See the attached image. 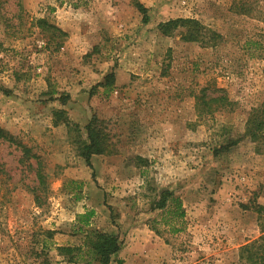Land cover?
<instances>
[{
    "label": "rangeland",
    "instance_id": "1",
    "mask_svg": "<svg viewBox=\"0 0 264 264\" xmlns=\"http://www.w3.org/2000/svg\"><path fill=\"white\" fill-rule=\"evenodd\" d=\"M175 18L221 37L163 34ZM220 94L230 107H197ZM263 103L264 0H0V126L12 138H0V264H97L93 230L118 233L123 247L147 243L149 264H248L241 246L264 233V141L246 130ZM94 115L111 151L89 165L77 140ZM18 143L41 161L46 187L35 189ZM165 188L184 217L152 208ZM59 241L82 251L61 254Z\"/></svg>",
    "mask_w": 264,
    "mask_h": 264
},
{
    "label": "trees",
    "instance_id": "2",
    "mask_svg": "<svg viewBox=\"0 0 264 264\" xmlns=\"http://www.w3.org/2000/svg\"><path fill=\"white\" fill-rule=\"evenodd\" d=\"M136 6L142 13L143 20L147 22L149 19L148 8L140 2H137ZM37 23L43 28L46 26H52L60 33L65 34L63 30L57 28L54 24H50V22L45 18H38ZM179 28H185L183 38L186 41L201 42L204 45H215L221 37V34L218 32L208 29L206 30L197 20L191 18H175L166 22H161L159 24L160 31L165 35H173ZM114 82L115 75L114 73H110L105 77V81L101 82V85H103L105 91L109 93L114 89ZM202 99L203 101H199L197 103V107L199 109H202L205 106L210 109L214 103L216 105H220L221 107H230V105L233 103L225 94L209 96L208 98L203 97ZM86 129L87 138H78L77 140L79 143L78 150L79 153L86 158L87 163L91 165V158L94 154L109 153L111 151L110 134L103 121L100 120L96 115H94L93 118L88 122ZM263 130L264 103L256 108H253L251 111L247 121L246 133L250 134L255 139L257 138V140L260 139L263 142ZM0 138L12 140L11 136L1 126ZM230 143L235 144L237 143V140ZM17 146L20 147L22 151L19 161L23 164H27V167H29L31 170H35V174L39 183V186L35 187V189L37 190L40 187H46L47 175L43 171L41 161H37V165L34 166V164L30 162L31 159L36 157V155L32 153V149L22 143H18ZM138 158L143 159L141 156H138ZM1 172H4L2 168H0V173ZM170 203H172L171 205H173V207H169ZM152 208L170 211V214H172L174 218H182L185 215L181 196L170 188H165L157 192L156 196L152 200ZM256 211L259 213V218L263 219L262 230H264V205L258 204ZM94 214L95 210L91 209L84 213L78 214V217L82 223L89 224V221ZM180 230L181 229L178 227H172L173 232H178ZM87 237L89 238L87 241L89 244L87 252L89 255L94 257V259L97 261V264H109L113 256L116 255L123 247V241L118 233L116 234L102 230H93L91 233L87 234ZM58 250L61 254L67 253L73 255L75 250L79 252L82 251V248L62 246L58 247ZM74 257L76 256H70L68 261L76 262L77 260ZM240 258L244 259L248 264H264V233L259 238L241 246Z\"/></svg>",
    "mask_w": 264,
    "mask_h": 264
},
{
    "label": "crops",
    "instance_id": "3",
    "mask_svg": "<svg viewBox=\"0 0 264 264\" xmlns=\"http://www.w3.org/2000/svg\"><path fill=\"white\" fill-rule=\"evenodd\" d=\"M55 244L57 245V247L72 245V244L63 243L61 241ZM144 245H147V243H143L141 241L129 242L128 246L123 247L116 255L113 256L109 264H149V259H151V257H148L147 252L144 251L148 249V247L147 246L145 247ZM132 250L133 253H131ZM152 259H154L155 261V263L153 264H164L163 261L160 262L162 258L161 259L154 258L153 256ZM63 264H76V263L65 260Z\"/></svg>",
    "mask_w": 264,
    "mask_h": 264
}]
</instances>
